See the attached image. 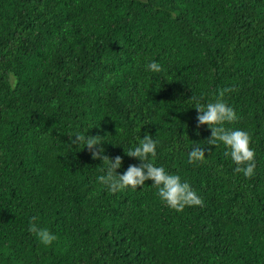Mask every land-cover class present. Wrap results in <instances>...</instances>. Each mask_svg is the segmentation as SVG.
Returning a JSON list of instances; mask_svg holds the SVG:
<instances>
[{
    "label": "trees",
    "instance_id": "16d2710c",
    "mask_svg": "<svg viewBox=\"0 0 264 264\" xmlns=\"http://www.w3.org/2000/svg\"><path fill=\"white\" fill-rule=\"evenodd\" d=\"M221 89L237 115L225 126L255 151L250 177L196 131L191 96ZM75 132L104 136L117 172L150 133L149 159L202 204L171 209L151 180L109 192ZM194 143L205 156L190 162ZM0 264H264V0H0Z\"/></svg>",
    "mask_w": 264,
    "mask_h": 264
},
{
    "label": "clouds",
    "instance_id": "9594fccd",
    "mask_svg": "<svg viewBox=\"0 0 264 264\" xmlns=\"http://www.w3.org/2000/svg\"><path fill=\"white\" fill-rule=\"evenodd\" d=\"M151 73H161L163 66L156 60H150L146 65ZM228 89H221L215 94V99L203 101L200 96H191L194 108L197 110V133L201 125H206L211 130L208 144H222L225 154L230 156L235 165L234 170L250 177L255 168V151L250 147V136L242 128H228L225 122L237 119L234 108L223 98ZM71 144H83L87 147L93 159L102 161L103 174L96 179L106 187L109 192H118L125 189L137 190V186H144L146 180H151L159 200L171 209L183 210L185 206L200 205L202 198L193 189L187 180H182L178 173L169 172L163 165L153 162L157 152V140L148 132L143 137L137 136L136 143L131 144L126 154L138 159L139 163L129 164L123 172H117L122 166V157L117 155L109 158L105 155L101 141L104 136L88 135L75 132L70 136ZM190 162L204 158V149L201 144L194 143L189 149ZM152 157L153 159H149ZM36 217H31L28 225L37 240L50 245L57 239L55 232L47 227H42Z\"/></svg>",
    "mask_w": 264,
    "mask_h": 264
}]
</instances>
